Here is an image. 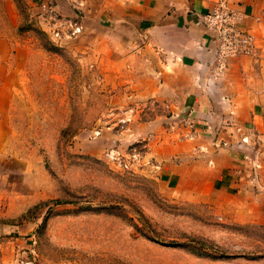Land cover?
<instances>
[{
	"label": "rangeland",
	"instance_id": "374dc122",
	"mask_svg": "<svg viewBox=\"0 0 264 264\" xmlns=\"http://www.w3.org/2000/svg\"><path fill=\"white\" fill-rule=\"evenodd\" d=\"M144 1L0 0V264H264V202L225 201L264 193V0H228L254 54L213 35L224 101L171 77Z\"/></svg>",
	"mask_w": 264,
	"mask_h": 264
},
{
	"label": "crops",
	"instance_id": "0c3cea01",
	"mask_svg": "<svg viewBox=\"0 0 264 264\" xmlns=\"http://www.w3.org/2000/svg\"><path fill=\"white\" fill-rule=\"evenodd\" d=\"M138 1L139 5L136 6L143 4V0ZM237 1V5L240 4L238 8L243 10L240 2L244 0ZM245 5L248 9V4ZM213 6L214 0H148L143 6V9L144 7L148 9L138 12L134 22L138 30L150 33L151 37L148 41L152 47L159 50L163 62L171 68L172 72L174 71L171 77L183 80L182 87L186 88L184 92L186 91L190 96L191 94L219 95L222 101L230 89L228 80L233 73L230 71L221 75L217 73L215 52L217 46L214 33L206 28L202 21L203 15ZM249 24L253 22L249 21ZM250 28L258 32L259 27L255 24ZM258 47V52H264V40L259 39ZM234 62L235 66L238 64L235 73L249 68L243 57L239 58V61L233 59L229 63L234 66ZM239 63L243 66L241 67ZM236 75L239 78V74ZM191 103H194L195 110L199 108L198 102ZM231 105L236 110L240 109V106L233 103ZM252 109L256 110L257 107L252 106ZM236 185L239 190L233 191L225 200L229 204L234 205L230 202H264V193H258L254 189L252 191L243 189L239 182Z\"/></svg>",
	"mask_w": 264,
	"mask_h": 264
},
{
	"label": "built area",
	"instance_id": "2783aa9c",
	"mask_svg": "<svg viewBox=\"0 0 264 264\" xmlns=\"http://www.w3.org/2000/svg\"><path fill=\"white\" fill-rule=\"evenodd\" d=\"M246 17L238 8L229 6L228 0H215L213 8L203 16V23L211 30L219 42L220 59L229 55L255 53L254 36L238 25ZM77 28L74 33L79 31Z\"/></svg>",
	"mask_w": 264,
	"mask_h": 264
}]
</instances>
